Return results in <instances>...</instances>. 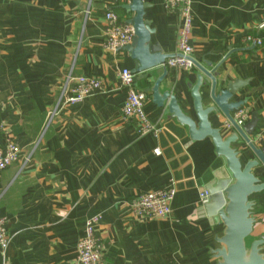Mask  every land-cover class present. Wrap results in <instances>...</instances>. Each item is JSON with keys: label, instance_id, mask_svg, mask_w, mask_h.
Listing matches in <instances>:
<instances>
[{"label": "crops", "instance_id": "0c3cea01", "mask_svg": "<svg viewBox=\"0 0 264 264\" xmlns=\"http://www.w3.org/2000/svg\"><path fill=\"white\" fill-rule=\"evenodd\" d=\"M142 1L148 5L143 20L154 31L150 43L175 55L180 17L166 11L165 0ZM127 4L0 0V148L14 142L21 150L19 160L0 173V217L11 237L0 250V264H76V245L95 215L101 217L100 264H214L210 251L218 248L221 226H211L198 209L200 194L224 160L209 139L190 141L184 127L152 104L158 68L134 74L135 88L149 97L143 110L160 128L158 136H141L134 120L121 118L125 92L117 73L131 72L134 62L121 50L105 51L104 15L111 11L125 23L133 17L120 8ZM191 7L192 59L221 63L225 83L248 82L232 102H245L240 109L249 121L257 114L254 141L264 130V0H191ZM167 70L160 89L181 99L193 118L187 86L195 83V70ZM69 77L98 78L102 90L59 107ZM209 121L214 128L226 122L221 115ZM253 174L264 181V168ZM169 186L175 196L167 217L132 215L133 200ZM250 200L257 215L264 194ZM261 235L264 225L256 223L251 239Z\"/></svg>", "mask_w": 264, "mask_h": 264}, {"label": "water", "instance_id": "95a60500", "mask_svg": "<svg viewBox=\"0 0 264 264\" xmlns=\"http://www.w3.org/2000/svg\"><path fill=\"white\" fill-rule=\"evenodd\" d=\"M148 7L142 0H129L120 7L133 17L126 21L132 26L134 35L129 45L121 51L134 62L132 74L148 72L158 68V77L150 88V100L159 110L166 112L168 120L187 130L190 141L209 139L215 154L224 160V168L214 175V180L204 188L208 195L207 203L200 206L198 213L206 218L211 226H221L220 236L215 238L218 248L210 251L214 264H264V235L252 240L256 220L253 217L252 196L264 194V181L255 177L253 171L264 168V145L252 141L257 130V114H251L250 121L242 128L232 121L231 114L244 106L245 102H232L247 85V81L225 83L220 80L218 69L221 63L213 66L191 59L195 83L188 85L191 111L194 117L182 109L181 99L169 89H160L168 75L162 66L174 55H165L157 44L150 43L154 33L143 20ZM206 88L203 96L201 90ZM222 116L232 130L227 136L221 128H214L209 117ZM240 146L239 149L235 146Z\"/></svg>", "mask_w": 264, "mask_h": 264}, {"label": "built area", "instance_id": "2783aa9c", "mask_svg": "<svg viewBox=\"0 0 264 264\" xmlns=\"http://www.w3.org/2000/svg\"><path fill=\"white\" fill-rule=\"evenodd\" d=\"M165 9L168 13H176L180 17V27L176 39V52L174 58L166 60L162 66L167 69H179L191 71L194 69L192 59L193 49L190 46L192 33V7L191 0H165ZM104 49L108 53L115 54L129 45L132 41L134 31L132 26L121 23L117 16L107 11L104 15ZM260 43L257 41L256 43ZM120 88L125 92V100L120 109V116L124 121L134 120L138 126L141 136L152 135L157 137L160 128L153 125L145 117L144 106L149 101L146 93L135 88L134 74L123 69L117 73ZM102 82L95 77H69L63 88L58 106H74L83 102L96 92L102 90ZM55 116V111L49 113L47 123ZM234 124L242 128L248 121L249 115L239 109L231 115ZM221 129L224 132L231 131V124L224 122ZM255 144L264 145V130H261L254 138ZM20 148L14 142H8L5 147L0 148V173L19 160ZM155 156L159 155L158 149L153 151ZM175 196V189L171 186L151 191L140 195L130 204V212L136 218L163 219L170 214L171 203ZM208 195L205 191L200 194L201 205L207 203ZM257 224L264 225V207L257 215L253 214ZM100 216L90 217L85 222L84 236L76 245V264H100L102 259V246L96 236V227ZM11 237L7 231V221L0 217V250L4 252L10 243Z\"/></svg>", "mask_w": 264, "mask_h": 264}, {"label": "trees", "instance_id": "16d2710c", "mask_svg": "<svg viewBox=\"0 0 264 264\" xmlns=\"http://www.w3.org/2000/svg\"><path fill=\"white\" fill-rule=\"evenodd\" d=\"M253 214H256V208L255 207L253 208Z\"/></svg>", "mask_w": 264, "mask_h": 264}, {"label": "rangeland", "instance_id": "374dc122", "mask_svg": "<svg viewBox=\"0 0 264 264\" xmlns=\"http://www.w3.org/2000/svg\"><path fill=\"white\" fill-rule=\"evenodd\" d=\"M252 237V236H251Z\"/></svg>", "mask_w": 264, "mask_h": 264}]
</instances>
